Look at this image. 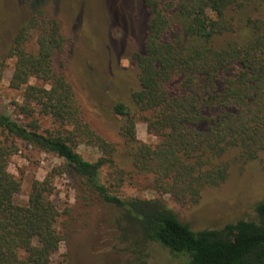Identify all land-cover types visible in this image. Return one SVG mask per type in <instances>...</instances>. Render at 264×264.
<instances>
[{"label":"trees","instance_id":"trees-1","mask_svg":"<svg viewBox=\"0 0 264 264\" xmlns=\"http://www.w3.org/2000/svg\"><path fill=\"white\" fill-rule=\"evenodd\" d=\"M38 1L0 59V79L14 63L10 88L22 92L13 103L21 120L0 114V264H76L70 255L55 260L66 236L52 180L34 181L28 203L17 202L22 184L9 166L21 144L62 160L87 198L117 213L125 264H151L152 246L183 264H264V199L254 203V217L196 231L164 200L121 190L128 178L146 176L158 195L197 204L234 166L264 170V0H136L138 7L124 8L121 21L137 8L144 13L132 59L137 88L111 106L127 155L86 119L67 73L61 23ZM139 123L155 144L138 140ZM80 146L99 157L85 159Z\"/></svg>","mask_w":264,"mask_h":264},{"label":"rangeland","instance_id":"rangeland-1","mask_svg":"<svg viewBox=\"0 0 264 264\" xmlns=\"http://www.w3.org/2000/svg\"><path fill=\"white\" fill-rule=\"evenodd\" d=\"M30 2L0 0V59L32 15L33 2ZM137 4L136 0H40L37 3V9L44 8L61 23L68 43L67 73L86 119L98 133L115 142L124 155L128 152L120 133L122 120L112 112L111 106L116 100L129 101V92L137 88L132 59L143 34V10H133L135 19L120 20L121 14L126 15L124 8L130 12ZM13 68L14 63L9 61L0 79V114L21 120L13 103L21 102L22 92L10 88ZM137 138L147 144L156 143L144 123L137 125ZM78 152L87 160L99 157L96 150L86 146H80ZM62 163L53 154L21 144L9 166V171L22 184L17 202L27 204L32 183L50 178L54 186L52 199L61 212L60 230L66 236L55 260L70 255L76 264H125L127 255L115 227L117 213L98 199L87 198L77 179L64 173ZM118 165L127 172L132 171L131 165L122 158ZM114 171L112 166L105 169L106 173ZM128 179L121 189L126 197L160 198L196 231L254 217V203L264 199V170L259 164H249L243 169L234 166L228 181L220 187L206 189L197 204L181 205L168 196L158 195L153 190L151 177L136 175ZM150 252L151 264H183L160 246H152Z\"/></svg>","mask_w":264,"mask_h":264}]
</instances>
